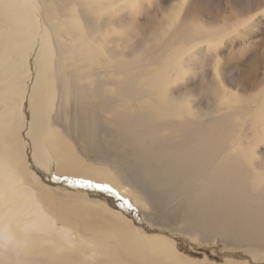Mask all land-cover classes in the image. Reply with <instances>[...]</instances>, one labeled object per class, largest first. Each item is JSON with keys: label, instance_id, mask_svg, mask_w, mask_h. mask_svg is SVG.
<instances>
[{"label": "bare ground", "instance_id": "bare-ground-1", "mask_svg": "<svg viewBox=\"0 0 264 264\" xmlns=\"http://www.w3.org/2000/svg\"><path fill=\"white\" fill-rule=\"evenodd\" d=\"M12 1L25 8L26 17L20 13L18 17L23 22L22 32L27 38L23 53L26 62L22 60L26 79L10 80L0 87V114L4 113L3 102L7 104L11 99L7 110L9 117L0 119V133L16 132L17 137L16 143L11 144L0 135V168L4 173V176L0 175V192L8 189L10 193L9 197L0 200L9 206L7 212L11 218L22 223L17 228H9L23 245V251L0 249L1 261L5 264L32 261L140 264L136 258H141L149 264L154 261L187 264L173 240L148 236L133 227L114 208L96 199L83 200L81 195L91 197L93 192H81L84 187L81 184L49 182L45 175L51 172L52 177L55 174L70 176V172L71 177L77 179L91 177L90 180L109 184L118 193L115 195L128 199L140 212L145 210L151 220L160 197L169 192L179 194L186 203L181 220L168 225L167 222L173 219L165 215V225H161L171 228L174 233L202 239H211L215 234L246 245L264 241V164L257 160L247 161L252 149L237 150L226 144L234 131L228 127L233 125L234 110L221 114L220 118L193 113L196 118L193 120L183 114L184 108L175 112V103H183L179 99L165 103L167 97L161 89L159 97L157 87H169V80L163 81L166 79L164 73L153 75L152 80L151 70L148 73L140 70L130 78L124 72L120 55L115 56L109 50L108 55L115 65L112 70L106 69L108 60L88 48V41L95 43L96 31L103 30L109 21L104 15L110 7L104 1L81 4L73 0L67 22L55 0ZM36 2L45 3L47 9L43 14L38 12ZM95 9L102 15V21L95 18ZM57 11L58 19L52 16ZM17 35L19 37L20 32ZM44 36H51V39L43 41ZM0 38H4L1 25ZM3 41L0 39V45ZM69 41L72 44L69 45ZM114 41L103 43L107 48V43L113 46ZM53 48L56 50L57 72L49 67L54 58L50 53ZM71 50L74 52L72 70L79 73L80 79L72 77L65 64ZM162 52L149 57L147 61L151 67L159 61ZM0 56H3L2 49ZM142 57L137 58L140 64L144 63ZM101 68L104 69L98 76L102 81L93 87L92 76L86 71L98 72ZM12 69L18 68L12 66ZM219 90L232 96L231 100L236 102L233 93L220 87ZM49 104L58 110L59 116L51 117ZM241 111V116L251 118L255 109L245 105ZM57 117L62 123L55 120ZM201 121L205 123L204 128L200 126ZM54 126L67 134L69 142L55 138ZM176 126H179L178 132L174 130ZM101 135L106 138L104 144ZM186 136H191L190 141ZM47 137L49 139H45ZM89 155H99L98 161L89 160ZM39 167L43 172L39 173ZM37 186L43 189V193L35 190ZM26 192L29 194L24 195ZM110 198L106 201L111 202ZM71 200L97 203L101 211L82 213L70 205ZM60 220L64 226L56 232ZM105 220L110 229L108 233L104 228ZM71 221L73 228L69 229L67 226ZM33 235L47 241L56 236L74 251L60 259L49 254L47 249H31ZM106 241L110 243L106 246L111 248L100 250ZM50 251L54 249L50 248ZM39 252L42 257L38 256Z\"/></svg>", "mask_w": 264, "mask_h": 264}, {"label": "rangeland", "instance_id": "rangeland-1", "mask_svg": "<svg viewBox=\"0 0 264 264\" xmlns=\"http://www.w3.org/2000/svg\"><path fill=\"white\" fill-rule=\"evenodd\" d=\"M55 1L60 13L62 15L65 13L63 19L67 22L71 13L69 6L73 4V0ZM94 1L76 0L81 4H89L90 2L92 4ZM98 1L109 4L110 9L104 15L105 19L109 18V24L107 22L103 30L96 31L95 43L89 40L88 48L93 50L95 54L101 55L100 58L108 60L106 69L112 70V66L115 65V62L111 61L108 55L107 50H109L115 56L117 53L120 55V59L125 65L124 72L130 78L136 76L140 70L144 73L151 70L152 77L150 79L152 78V80L153 75L160 72L164 73L166 79L163 81L169 80V87L167 88L166 85L160 87L159 85L157 87L159 97L161 98V89L167 97L165 103H174V99H179L183 103H175V112L179 113L184 108L183 114L188 115L193 120H196L193 113L212 114L220 118L221 114L234 110L233 125L228 126L234 131L228 137L226 144L233 145L237 150H241V148L252 149L247 161L252 163L257 160L260 164H264V0ZM35 4L40 14H43L44 10L47 9L45 3L36 2ZM94 6L96 7V4ZM94 12L95 18L102 21L99 10L95 9ZM18 13L22 14L24 18L26 17L23 4L16 6L12 0H0V25L4 33V38H0L4 40L0 45V49L3 51V56H0V87L10 80L22 81L26 79L24 66L26 61L23 58V53L27 38L22 32L23 22L18 17ZM58 13L57 11L52 16L58 19ZM17 32H20L19 37ZM49 38L51 39V36H44L43 41H49ZM107 40H115L113 46L107 43L108 47L106 48L103 41ZM75 43L78 44L76 41ZM68 44H72V41H69ZM54 45L57 46L56 43ZM162 50L159 61H155L151 67L147 60ZM140 52L141 55L138 54ZM50 53L54 58L50 61L49 67L53 72H57L56 50L53 48ZM141 56L144 59L143 64L137 62V58ZM73 60L74 52L71 50L65 64L68 66V72L71 73L72 77L80 79L79 73L72 70ZM12 66L18 69L14 70ZM103 69L101 68L98 72L86 71L92 76L93 87L102 81L98 75ZM218 86L225 92L233 93L236 102L231 100L232 96L229 94H222ZM187 104L190 106L188 107ZM3 105L4 113L0 114V119L9 117L10 113L7 110L11 106V99L7 100V104L3 102ZM180 105L183 106L180 107ZM245 105L255 109L251 113L252 116L250 115L251 118L249 115L241 116V108H244ZM56 112L58 110L55 111L52 109V104H49L51 117L59 116V113ZM55 120L62 123L60 117ZM253 120L255 122H252ZM220 124L223 125V121ZM17 126L18 123L15 124V129ZM200 126L204 128L205 123L201 121ZM52 130L56 139H65L69 142L67 134L61 128L54 126ZM174 130L178 132L179 126H176ZM8 132H1L0 135L4 136L6 142L15 144L16 132ZM100 139L103 144L106 142V138L102 135ZM186 139L190 141L191 136H186ZM243 141H247L246 144H243ZM103 148L105 150V147ZM97 157L89 155V160L98 161ZM0 167H2L1 163ZM39 170V173L43 172L41 167ZM1 171L3 172L2 168H0V175L4 176ZM68 174L70 176L63 175L60 177V175L55 174L52 177L53 172H51L45 176L47 179L49 178V182H59L58 184L67 183L70 185L73 181L74 185H78V182L82 180L97 185H107V187L114 189L104 182L90 180L91 177L89 179L78 178L80 179L78 180L71 177L72 173L68 172ZM25 179L29 182L28 178ZM70 187L72 188V186ZM41 189L38 186L35 188L38 193H43V189ZM81 192H93L91 197L85 195H81V197L83 200L89 201L91 198L96 199L99 203L114 208L122 213L133 227L138 228L144 234L173 240L175 248L185 258L187 264H264V241L246 245L218 237L215 234L211 239H202L199 236H189L186 233H174L171 228L161 226L165 225V215L173 219L167 222L168 225H173L181 220L186 203L179 194L169 192L166 196L160 197L155 216L151 220L147 217L145 210L140 212L128 199L113 194V191H105L97 187H83ZM9 194L8 189L3 193L0 192V198H7ZM27 194L29 193L26 192L24 195ZM108 194L114 200L116 198L118 200L112 201ZM106 198H110L111 202H107ZM70 205L76 206L74 208H78L80 212L85 214L90 211L94 213L101 211L100 205L97 203H78L71 200ZM8 207L3 205L0 200V219L7 221L9 226L17 228L22 223L11 218L7 212ZM99 219H101L100 216ZM62 226H64V222L58 221L56 232L61 230ZM67 227L72 229L73 222L71 221ZM104 228L108 233L110 229L106 220ZM33 243L31 249H47L49 254L60 259H65L74 251L71 246L61 243L56 236L47 241L33 235ZM109 244L106 241L100 250L106 247L111 248L106 246ZM50 248H53L54 251H50ZM61 254L64 256L61 257ZM38 256L42 257V253L39 252ZM79 259L81 261L82 256ZM136 260L140 264H149V261L141 258H136ZM0 264H5V262L0 260ZM27 264L48 263L32 261ZM52 264H57V262L53 261ZM96 264L104 263L97 262ZM151 264L159 263L154 261Z\"/></svg>", "mask_w": 264, "mask_h": 264}, {"label": "clouds", "instance_id": "clouds-1", "mask_svg": "<svg viewBox=\"0 0 264 264\" xmlns=\"http://www.w3.org/2000/svg\"><path fill=\"white\" fill-rule=\"evenodd\" d=\"M12 249L17 252L23 251V245L10 231L7 221L0 223V249Z\"/></svg>", "mask_w": 264, "mask_h": 264}, {"label": "snow or ice", "instance_id": "snow-or-ice-1", "mask_svg": "<svg viewBox=\"0 0 264 264\" xmlns=\"http://www.w3.org/2000/svg\"><path fill=\"white\" fill-rule=\"evenodd\" d=\"M78 183L81 184V185L84 186V187H97V188H102V189L105 190V191H113L114 194H118V193L115 192L114 189H111V188H109V187H107V186H102V185L93 184V183L90 182V181H79Z\"/></svg>", "mask_w": 264, "mask_h": 264}]
</instances>
